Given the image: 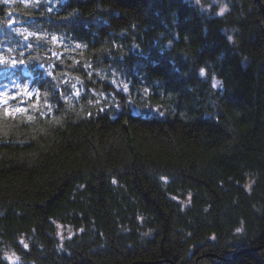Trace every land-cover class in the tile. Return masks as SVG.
Segmentation results:
<instances>
[{"label": "trees", "instance_id": "1", "mask_svg": "<svg viewBox=\"0 0 264 264\" xmlns=\"http://www.w3.org/2000/svg\"><path fill=\"white\" fill-rule=\"evenodd\" d=\"M211 1L0 0V264H264V0Z\"/></svg>", "mask_w": 264, "mask_h": 264}, {"label": "rangeland", "instance_id": "2", "mask_svg": "<svg viewBox=\"0 0 264 264\" xmlns=\"http://www.w3.org/2000/svg\"><path fill=\"white\" fill-rule=\"evenodd\" d=\"M228 7H229V3L227 0H212L209 4L204 5V9L206 11L211 12V13L212 12L217 13V14H221V10H223V13H224L228 9ZM13 59L18 61L16 59V55H14V54H13L11 60H13ZM18 62H19V64H22L23 66H25V63L23 61H18ZM214 80H215L214 81L215 84L218 85V81L216 79H214ZM13 84L15 85L13 87V89L7 91V86L0 83V91L9 93V97H8L7 102L12 101L13 96H15V97L20 96L22 99V97L28 96L29 93L31 92L28 84H24V83L20 82L18 80V78L13 79ZM60 232H62V231H60ZM9 257H10L11 261L17 260L14 257L13 253L9 254Z\"/></svg>", "mask_w": 264, "mask_h": 264}, {"label": "snow or ice", "instance_id": "3", "mask_svg": "<svg viewBox=\"0 0 264 264\" xmlns=\"http://www.w3.org/2000/svg\"><path fill=\"white\" fill-rule=\"evenodd\" d=\"M222 13H223V10H221V14ZM5 64H7L10 67H12L13 69H15L19 65V62L16 61L15 59H13L11 61H8L4 57L0 56V65H5ZM8 97H9V93L0 92V104H6L7 100H8ZM15 98H16L15 96L12 97V99H15ZM16 111L17 112H24V111H27V110L23 109V108H17ZM9 114H11V112H9ZM237 231H239V229H237Z\"/></svg>", "mask_w": 264, "mask_h": 264}]
</instances>
